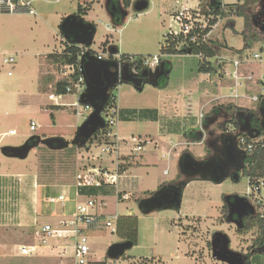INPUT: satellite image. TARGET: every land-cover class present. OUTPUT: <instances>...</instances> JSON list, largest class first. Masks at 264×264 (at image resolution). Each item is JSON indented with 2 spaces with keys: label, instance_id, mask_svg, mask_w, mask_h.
Wrapping results in <instances>:
<instances>
[{
  "label": "rangeland",
  "instance_id": "obj_1",
  "mask_svg": "<svg viewBox=\"0 0 264 264\" xmlns=\"http://www.w3.org/2000/svg\"><path fill=\"white\" fill-rule=\"evenodd\" d=\"M28 1H31L34 15L0 12V121L5 124L0 133L10 128L16 130V135L4 136L0 140V264H73L70 254L62 255L59 248L61 245L68 246L66 241L53 239L49 242V247H44L34 238V231L43 224L57 225V221L61 218L57 216L62 214V210L56 205L55 213L52 215L53 206L47 204L45 199L51 195L57 196L63 189L71 188L75 174L86 168L87 161L98 153L97 145H91L89 149L71 151L72 145L63 150H51L39 144L29 151L25 159L4 156L1 149L18 147L32 136H39L42 139L62 137L71 142L77 128L90 114L91 110L86 109L85 117L76 116V111H83L85 106L80 103L77 107L72 105L77 102L72 95H67L58 101L57 105L64 104L62 109L48 108L49 105L54 104L47 97L54 93L59 79L57 65L60 64L50 62L46 58V53L62 50L59 28L65 17L76 14L79 6L85 9L88 3L93 2L95 4L92 5V10L84 19L96 27L90 47L95 54H106L113 46L125 55L158 56L164 35L168 33L171 24V17L168 18L166 15L169 8L173 7L174 0H146L148 7L142 12L134 10V5L141 0H131L127 9L128 14L123 24L117 28L111 26V19L105 10V0H101L100 4H97L99 3L97 0ZM177 1L180 3L182 0ZM243 1L221 0L223 4L243 3ZM198 4V0H189L190 6L195 7ZM262 11L263 7L260 3L246 9V13L251 17ZM243 25V17L227 16L218 20L209 36V41L217 50L216 57L211 61L225 60L226 63L222 64V67L231 70L234 61H241L242 76L251 75L253 81L250 82V87H247L246 81H242L237 89L240 98L233 102L239 103L238 107L256 110L259 109L260 104L251 101L250 98L264 96V79L258 81L264 75V41L254 43L250 49L239 52L244 47L241 35ZM51 37L54 40L53 48L49 47ZM106 40L108 45L104 47L102 42ZM254 54H259L261 60L254 59ZM9 57L13 58V64L3 62L4 58ZM165 58L172 63V73L187 74L189 67L196 64L194 57ZM223 70L218 72L221 74ZM7 72H11V75H7ZM225 77L223 74V78ZM224 80L229 84L223 83L224 85L221 86L225 91L224 94L229 96V88L234 85V81L231 82L229 78ZM154 89L153 85L145 84L143 90L138 92L131 85L121 82L112 93L121 109L138 111L151 106ZM38 93H41L40 96ZM28 94L38 97L33 98L32 102H27ZM227 96L219 102H209L208 112L217 104L229 103V99L232 98ZM207 100L203 98V104ZM25 106H27L25 112L14 111L15 108L19 111V108ZM135 111L131 110V112ZM50 113L54 114V119L50 117ZM216 117V121L207 129L214 135H206L205 140H207L202 144H186L180 134H174L172 144L164 139L159 148L158 142L154 143L150 140L141 151L136 152L137 155L131 153L128 159L129 167L132 169L123 176L119 189L108 191L110 196L104 201L108 206L105 207L104 213L137 217V245L119 260H109L105 255L108 246L122 240H119L110 229L97 228L89 233L90 264H224L211 256L207 245L210 235L219 231L229 236L232 250L243 253L246 251L247 245L255 235L254 232L250 231L247 235L237 234L235 226L225 222L220 210L224 197L246 195L248 181L245 177H241L237 183H233L230 179H225L221 183L199 179L189 181L182 191L181 206L178 211L159 210L146 214L138 207V200L149 197L159 189L172 184L176 179L180 181L178 162L181 156L190 154L193 158L201 160L209 155L210 146L207 141L216 140L215 136L219 133V129H222L225 122L230 119L221 114ZM120 120L124 121L113 127V132L128 134L127 138L132 136L147 138L143 135L151 131L154 126L137 121V118L121 117ZM33 123L36 130L30 131L29 127ZM187 123L190 124L188 121ZM194 126L202 131L200 123L196 122L191 127L195 128ZM227 129H233L232 124L227 123ZM119 136L121 138V135ZM128 147L125 152L131 151L133 144L129 143ZM162 148H170V153L167 155V151L161 150ZM140 155L144 156L140 161L141 164L134 160ZM108 161L107 159L106 162ZM18 174L23 177H16L15 175ZM115 191H132V196L116 204ZM261 198L264 200V194ZM260 211L264 213V202H261ZM185 216L190 218L179 222V218ZM30 245H37L34 253L36 255L17 256V258L14 256L22 246ZM252 264H264V256L253 255Z\"/></svg>",
  "mask_w": 264,
  "mask_h": 264
},
{
  "label": "built area",
  "instance_id": "obj_2",
  "mask_svg": "<svg viewBox=\"0 0 264 264\" xmlns=\"http://www.w3.org/2000/svg\"><path fill=\"white\" fill-rule=\"evenodd\" d=\"M175 4L179 5V8L171 16V24L169 25L168 33L165 35L176 41L179 39H187L192 43H198L200 33L206 27V23L203 21L204 17L201 14L198 5L195 7L190 6L189 0H182L180 3L175 0ZM0 12L7 14H35L34 10L31 8V1L28 0H0ZM209 36L207 37L209 38ZM203 40H205V38H202V41ZM77 46L80 48V52L77 55L76 64L57 65V70L59 73L58 81H68L66 93L76 98L77 102L72 104L76 107L79 104L78 99L80 95L83 94L86 89L85 80L82 75L80 65L85 54H89V50L87 47H85V45ZM110 54L111 53L108 51L106 54H96L92 56L98 59H108ZM111 55L113 58L112 60L116 61L118 64L119 74L121 69L125 67H127L130 72L137 74V66H139L142 70L154 72L155 69H157L159 60L161 58V55L159 54L158 56H144L140 59V61H136L135 59L131 58L130 61L126 62L121 60V54L119 52ZM253 57L258 61L261 60L259 54H254ZM3 62L7 64H13L14 60L12 57H9L6 59L4 58ZM240 67L241 61H234L232 70H228L227 68L223 67L224 70L221 72V74L220 72H212L206 74V76L214 80L215 83H219L220 79L223 78V74L226 76L225 78H229L234 81V85L230 86L229 88L230 95L227 97L238 99L240 97L237 94V89L241 86L242 81H253V77L251 75L247 74L242 76ZM76 72L79 74L76 75ZM7 74L11 75V72H8ZM219 74L222 76L219 77ZM262 78L264 79V75L259 78L258 81H261ZM112 91L113 90H111V92ZM63 97H65V95H57L53 93L48 95L47 98L51 102H54L53 105H57L58 101H60ZM250 100L256 102L258 101V97L253 96L250 98ZM59 105L63 106L64 104ZM86 109L90 108L85 106L83 111L77 110L75 113L76 116L85 117L84 111ZM101 114L105 122V127L107 125L109 128L106 133V137L114 138V143L97 145L96 147H98V153H96L92 159L87 161L86 168L79 170L75 174L74 183L71 185V188L63 189L61 193L57 194V196L51 195L45 199L47 204L51 205V207L53 206L52 215L55 213L54 206H60L62 214L57 217L61 218L57 221L56 226L43 224L34 231V238L42 243L44 247H49V242L53 239L56 241H66L68 246L61 245L59 248L61 249L62 255H65L66 253L70 254L73 264H90V232H93L97 228L103 227L105 229H110L112 233H115L116 221L120 215H107L104 213V211H106L105 207H108L104 201L110 196L108 191H111V189L112 191L119 189V181L122 175L125 173V171L122 169L129 162L128 158H130L129 156L131 153L137 155L136 152L141 151L143 146L148 144L151 140L148 137L141 138L140 136L120 138L118 133L113 132V127H115L120 121V113L117 103L115 107H104ZM29 129L30 131H35V124H31ZM229 132L232 131L229 130ZM14 135H16V130L10 129L6 132L0 133V140H2L4 136ZM262 140V137L246 138L243 136H237L236 143L238 149L242 152L244 157H246L253 153ZM129 143L133 144V148L131 151L129 150L128 152H125L124 150L129 149ZM107 159L109 160L108 162H106ZM95 188L105 189L108 192V195H88L86 193L88 190ZM261 192L264 194V180L259 181L258 185H250L248 182V190L246 191V195L254 197V200H256L258 204L264 202V200L261 198ZM114 196L115 203L117 204L119 202L128 200L132 196V193L115 191ZM36 248L37 245L22 246L19 251L21 255H31L36 252Z\"/></svg>",
  "mask_w": 264,
  "mask_h": 264
},
{
  "label": "water",
  "instance_id": "obj_3",
  "mask_svg": "<svg viewBox=\"0 0 264 264\" xmlns=\"http://www.w3.org/2000/svg\"><path fill=\"white\" fill-rule=\"evenodd\" d=\"M109 1L110 0L106 3L107 5ZM147 6V1L141 0L134 5V10L136 12H142ZM111 9H115V6L112 5ZM127 14V11L124 10L116 19V22H123ZM109 15L113 17V14ZM59 29L64 39L71 41L75 45H90L96 33L94 24L78 18L75 14L65 17ZM116 51L117 49L115 48L109 50L111 54H115ZM80 67L85 80L86 89L85 92L80 95L78 103L89 107L91 112L77 128L72 141L68 142L62 137H47L42 139L39 136H32L18 147H3L1 153L4 156L25 159L29 151L39 144L51 150H63L70 145L83 148L97 131L105 127V122L101 113L107 103L111 90L116 88L119 83L123 82L131 85L136 91L141 92L145 84L156 85L158 83V78L164 75L162 65L155 69L154 72L143 70L139 74H134L125 67L121 69L119 74L116 61L98 59L90 54H85ZM167 74L168 73H165V75ZM260 114L263 116L261 123L264 127L263 109H260ZM239 132L245 133L250 138H255L259 135V132L251 128L248 122L240 127ZM253 132L255 133L253 134ZM221 137L223 139L219 154L208 156L201 160L193 158L190 154L181 157L178 162V169L183 179L177 183L169 184L154 192L151 196L142 199L138 204L139 209L146 214L159 210L179 209L181 206L182 189L187 184V181L194 179L221 183L229 178L233 183H237L240 179L238 170L241 168L245 157L237 147L236 134L225 133L222 134ZM235 163H237V167L234 165ZM232 168L234 170L230 173L229 171ZM141 207H143V209ZM228 207L229 214L237 213L239 223H235L238 227L242 226V218L246 214H251L254 211L249 201L245 197L238 195H234ZM222 236L224 237V252L228 251L230 254L238 255V257L242 256L239 252L229 250V238L224 234ZM133 246L134 244L130 240L118 241L108 246L105 255L107 259L117 261L127 251L132 249ZM212 257L225 264H243L242 260L239 258V261H237L234 258L228 259L225 255H219L214 248L212 250Z\"/></svg>",
  "mask_w": 264,
  "mask_h": 264
},
{
  "label": "trees",
  "instance_id": "obj_4",
  "mask_svg": "<svg viewBox=\"0 0 264 264\" xmlns=\"http://www.w3.org/2000/svg\"><path fill=\"white\" fill-rule=\"evenodd\" d=\"M198 7L200 9L201 14L204 17V21H206V27L201 31L200 38L198 43H192L187 39H179L172 40L167 35L164 36V41L160 47V55L161 58L159 60L157 68L162 65L163 66V78L158 81L156 85H153L154 88L157 89H165L169 85V77L172 70V63L169 59L166 60L165 57H174V56H184V57H194L196 60L195 66H190L188 73H197V74H209L212 72H218L219 70H223L222 64L226 63L224 60H216L212 62L211 60L216 57V49L213 47L212 43L209 41V34L211 33L213 27L217 24L218 20L221 18L229 17H243L244 25L241 35L244 41V47L242 51L245 49H250L254 43H259L264 41V0H244L243 3H235V4H223L221 0H198ZM131 3V0H122V4L125 8H128ZM256 3H260L263 7V11L257 13L252 16L246 13V9L255 5ZM93 2L87 4L85 9L78 7L77 13L75 14L78 18L83 19L90 11ZM107 10L110 11V4L107 6ZM85 21V20H84ZM122 22H112L113 27L120 26ZM207 37V38H206ZM202 38L205 40L202 41ZM63 48L60 52L53 53L47 55V59L56 64L67 65V64H76L77 63V55L80 52V48L73 44L69 40H62ZM92 44V43H91ZM90 45H85L89 50V54L96 55L91 49ZM104 47L108 45V41H104L102 43ZM114 48V47H110ZM116 49V48H115ZM118 53V50L116 51ZM144 56H135V55H125L121 54L122 61H130L131 58L136 61H140V59ZM109 60H112V55L110 54L108 57ZM136 71L139 74L143 71L139 66L136 67ZM165 73H168L165 75ZM79 74L76 72V75ZM222 75L219 74V77ZM68 85L67 80H60L55 85L54 93L57 95H68L66 93V86ZM117 99L115 95L111 92L108 96L106 107L116 106ZM257 103L260 104L259 109L251 110L248 108H242L236 106L234 103H221L217 104L210 109L207 113L206 118L203 120L202 128L211 120L216 118L218 115H224L229 117L228 122H225V126L223 130H227V123L232 124L234 132H236L237 136L248 137L245 133L239 132L240 127H242L246 122L249 123L250 127L256 129L259 132L258 138H263L262 142L256 147L251 155L245 157V166L242 173V176L248 179L250 185H258L259 181L264 180V127L262 126L263 116L260 114V109L264 110V96L260 95L258 97ZM48 108L51 110H59L62 109L63 106L60 105H49ZM119 109V113H120ZM145 114V111H143ZM52 119H54V114H49ZM121 115V114H120ZM139 118L144 117L143 115H139ZM246 118V119H245ZM124 119V118H123ZM108 126L102 130L97 131L86 143L83 147L84 149H89L91 145H101V144H113L114 138L106 137V133L108 131ZM202 131L200 128L189 129L185 133V138L189 143L200 142ZM255 132H253L254 134ZM193 134V135H192ZM80 150L82 148L72 146L71 151ZM129 168V165H125L123 167V171H126ZM88 195H108V192L103 188H95L90 189L86 192ZM227 197H224L222 202L223 205V216L226 213L227 207L225 202ZM139 201V200H138ZM257 229L258 237L254 242L255 246H260L262 250H264V215L263 213L256 214L255 217L246 218L244 221V227L241 230H238L237 233L242 235L247 233L251 229ZM115 235L119 240H130L134 245H137L138 242V218L135 216H119L116 221V231ZM264 256V251H263Z\"/></svg>",
  "mask_w": 264,
  "mask_h": 264
},
{
  "label": "crops",
  "instance_id": "obj_5",
  "mask_svg": "<svg viewBox=\"0 0 264 264\" xmlns=\"http://www.w3.org/2000/svg\"><path fill=\"white\" fill-rule=\"evenodd\" d=\"M97 2H99L97 4H100L102 1L97 0ZM178 8H179V5H176L175 0H174L173 1V7L169 8L170 10H168L166 16L168 18L171 17L178 10ZM91 10H92V7H91L90 11ZM123 22L120 24V26L123 24ZM111 26H113V25L111 24ZM111 26H106V27L110 28ZM120 26H118V27H120ZM115 28H117V27H115ZM60 36H61L62 40H65L63 35L61 34V32H60ZM62 40H61V46H63ZM49 44H50L49 47L53 48L54 40L52 37H51V41ZM53 53H57V52H51V53H46V54L49 55V54H53ZM120 54H122V53H120ZM47 55H46V57H47ZM228 70H230V69H228ZM224 79H227V78H222V79H220L219 83H215L214 80L210 79L208 76H206L204 74H197V73H187L186 74V73H181V72H175V73L171 72L170 77H169L168 87L165 89H160V90L157 88L154 89L153 101H152L151 106L141 108L138 111H135L134 109H121L117 104L118 108L121 111L120 112V114H121L120 118L121 117L124 119L125 118H128V119H133V118L136 119L137 118V121L146 122L147 124H150V125L152 124V126L154 125L152 127L151 131H148L143 136L150 138L154 143L158 142L157 147H159V148L163 144L162 140H164V139H167L169 141V143L172 144V136H174V134H180L182 136L181 139L185 140L186 144H189V142H187V140L185 138V133L189 129H196L197 128V127H195L196 125L194 126L195 128L191 127L196 122L200 123L202 125L203 120L206 118V115L208 113V103L211 101L219 102L221 99H224L225 96H227V95H225L226 93L224 94L225 91L222 87L224 85L223 83L226 82ZM229 80L231 82H233L231 79H229ZM227 83L229 84V82H227ZM227 83H225V84H227ZM246 83H247V87H250L249 84H251V83L250 82H246ZM38 94L40 96L41 93H38ZM27 97H28L27 102H30V101L32 102L33 98L38 97V95L28 94ZM203 98L208 99L207 102H205L204 104H203ZM229 100L230 101H228V102H233L235 99H229ZM20 103H23V102H20ZM20 103H18V104H20ZM233 103L236 104L237 106L240 105L239 103H235V102H233ZM131 110L135 111V112H131ZM12 111H13V109H12ZM14 111L16 113L25 112V111H27V106L19 108V111H16V108H15ZM143 111H145V114H143ZM139 115H141V116L143 115L144 117L139 118L138 117ZM216 119L217 118H214L213 120L209 121L203 128H201L202 129V133H201V139L202 140L200 142H195V143L202 144L203 140H204V142H206L207 139L205 140V136L209 135V134H207V132L209 133V131L207 129H208L210 124H213L216 121ZM120 121H124V120H120ZM120 121H119V123H120ZM187 121L190 122V124L187 123ZM186 124H188V125H186ZM2 127L4 128L5 124L0 121V131H3ZM10 129H12V128H10ZM161 131H163L164 133H162ZM204 131H205V133H204ZM118 135H121V138H126V135H128V134H120L119 133ZM151 135H152V137H151ZM161 150H166L167 155L170 153V148H168V149L162 148ZM181 157H183V156H181ZM143 158H144V156L140 155L139 157L137 156L134 160H135V162H138L139 164H141L140 161ZM129 164H130V162L127 163V165H129ZM130 169H132V168L129 167L125 171V173L122 175V177L119 181V186L123 182V176L127 172H129ZM178 172H179V169H178ZM179 174H180V172H179ZM15 176L18 178L23 177L20 174L15 175ZM199 180H201V179H199ZM178 181L179 180L176 179L172 183H176ZM188 182L189 181H187V183ZM123 190H126V189H123ZM126 192H132V191H126ZM166 210H177V209H166ZM47 217L49 218V216H46V218ZM182 218L183 217L179 218L180 219L179 222L184 221L190 217L185 216L184 217L185 219L184 218L182 219ZM173 223H174V221H173ZM227 237L229 238L228 235H227ZM237 252L240 253V251H237ZM34 255H36V254L21 255L20 251H18V253H15L14 256L17 258V256H29V257H31ZM179 256H177V257H179Z\"/></svg>",
  "mask_w": 264,
  "mask_h": 264
},
{
  "label": "flooded vegetation",
  "instance_id": "obj_6",
  "mask_svg": "<svg viewBox=\"0 0 264 264\" xmlns=\"http://www.w3.org/2000/svg\"><path fill=\"white\" fill-rule=\"evenodd\" d=\"M108 2V0H105V10H106V12L108 13V15L109 14H113V17H111V15H109V17H110V19H111V22H116V19L121 15V13L125 10V11H127V9L129 8H125L124 6H123V4H122V0H110L109 1V4H110V11L109 10H107V8H106V3ZM108 4V5H109ZM131 4V3H130ZM107 5V6H108ZM112 5H114L115 6V9H111V7H112ZM130 6V5H129ZM163 77L161 76V77H159L158 78V81H160L161 79H162ZM147 79V78H146ZM217 118V117H216ZM246 119V118H245ZM224 129V127L222 128V129H219L220 131H219V133L215 136L216 137V140H212V141H207V143H208V145L210 146V153H209V155L208 156H212V155H217V154H219L220 153V149H221V145H222V137H221V135L222 134H225V133H230V134H233V133H235L236 134V132H234V130L232 129H230V131H232V132H229V129H227V130H223ZM204 133H205V131H204ZM207 134H209L210 136H213L214 134H213V132H207ZM203 142H204V140H203ZM207 156V157H208ZM204 159V158H203ZM236 167H237V163H235L234 164ZM244 166H245V162H243V164H242V166H241V168L238 170V172H239V175H240V178L241 177H243L242 176V173H243V170H244ZM238 169V168H237ZM233 168L232 169H230V173H232L233 172ZM180 179H183V177L182 176H180ZM227 179H229V178H227ZM177 183V182H176ZM186 186V185H185ZM184 186V187H185ZM184 187H183V189H184ZM182 189V190H183ZM152 195V194H151ZM150 195V196H151ZM243 197H245L248 201H249V203L252 205V207H253V213H251V214H246L243 218H242V226L241 227H238V225L235 223V222H237V223H239V217H238V215H237V213H233V214H229V207H228V204L229 203H231L232 202V200H233V198H234V195H230V196H227V200H226V202H225V205H226V207H227V210H226V213L224 214L225 216H223V218H224V220H225V222L226 223H230V224H233L234 226H235V230H236V232L238 231V230H241L242 229V227H244V221H245V219L246 218H249V217H255L256 216V214H260V213H263V212H261L260 211V205L261 204H258L257 202H256V200H255V202H254V199H253V197L252 196H249V195H244ZM145 198H147V197H145ZM142 199H144V198H142ZM142 199H140L138 202H140ZM139 204V203H138ZM223 205H224V202H222V206L220 207V210H221V213H223L222 211H223ZM143 206V205H142ZM142 209H143V207H141ZM178 210V209H177ZM141 212H142V210H141ZM247 213H249V212H247ZM263 215H264V213H263ZM250 231H252V232H254V234L255 235H253V239H252V241H251V243H249L248 245H247V247H246V251L243 253V252H240V254H242V256H239L238 257V255H233V254H230L228 251H226V252H224V250H225V246H224V237L222 236L223 234L224 235H226L225 233H223V232H221V231H219V232H213L211 235H210V239H209V242H208V249H209V251H210V254H211V256H212V250H213V248L215 249V251L219 254V255H225L228 259L230 258V259H232V258H234L235 260H237V261H239V259L240 260H242V263L243 264H252V258H253V255H261V256H263V251L264 250H262L261 248H260V246L258 247V246H255L254 247V242H255V240L257 239V237H258V231H257V229H255V228H253V229H251V230H249L247 233H245V234H242V235H247ZM238 234V233H237ZM230 244H231V240H230V238H229V245H228V248H229V250H231V251H234V250H232L231 249V247H230ZM237 252V251H236ZM239 258V259H238ZM215 259V258H214ZM216 260V259H215ZM218 261V260H217ZM220 262V261H219ZM225 264V263H224Z\"/></svg>",
  "mask_w": 264,
  "mask_h": 264
}]
</instances>
